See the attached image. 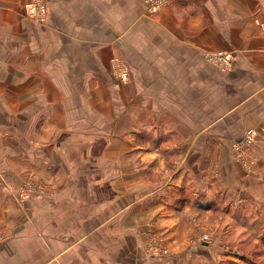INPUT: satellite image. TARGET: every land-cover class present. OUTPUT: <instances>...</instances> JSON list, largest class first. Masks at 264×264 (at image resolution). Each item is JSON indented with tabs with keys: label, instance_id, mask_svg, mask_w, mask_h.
<instances>
[{
	"label": "crops",
	"instance_id": "obj_1",
	"mask_svg": "<svg viewBox=\"0 0 264 264\" xmlns=\"http://www.w3.org/2000/svg\"><path fill=\"white\" fill-rule=\"evenodd\" d=\"M163 1L149 14L141 0H0V264H171L142 241L171 224L174 199L202 201L195 214L206 220L230 201L239 205L228 216L264 209V0ZM34 4L41 21L26 12ZM248 130L257 136L246 171L230 151ZM134 134L144 143H94ZM145 138L154 153L183 154L151 164L155 183L158 169H174L169 217L152 223L143 196L124 207V185L148 175ZM124 151L142 158L128 184L122 171L92 174L114 154L122 170ZM34 175L47 190L20 209L16 195Z\"/></svg>",
	"mask_w": 264,
	"mask_h": 264
},
{
	"label": "rangeland",
	"instance_id": "obj_2",
	"mask_svg": "<svg viewBox=\"0 0 264 264\" xmlns=\"http://www.w3.org/2000/svg\"><path fill=\"white\" fill-rule=\"evenodd\" d=\"M141 1L149 14L156 13L163 7V4H160L159 7L156 5L148 6L144 0ZM27 9L28 8H26L27 14L31 16ZM32 17L36 18L37 21L42 20L40 14H36ZM111 64L115 76L124 86V83L127 82V71L124 67V63L117 57L112 58ZM122 138H124V145L128 144V142L134 146L144 143L142 138L135 136V134L127 137H97L94 143L100 141V145L104 146L117 140L120 141ZM145 144L147 146L146 148L150 150L148 153L144 154V165L146 166L144 170L148 172V175L145 178V183L143 184L145 187L142 185L144 189L138 190L139 187H143L141 185L136 186V178L133 179L134 183L132 184L134 185L127 186L129 189L124 185V207L129 208L138 202L143 204V199H145V201H147L145 206L146 209H148V213H145L144 219H148L152 223L153 219L163 220L169 217L167 213H164L167 206L165 205V207L163 204H166L165 202L167 199H165V197L169 195L167 192L169 187V180L167 177L172 174L174 169H158L160 173L158 175L161 176V178L159 180L157 179L155 183L151 181L153 174L151 164H153L154 159L157 160L155 161L157 163L159 160L165 162H179L180 157H182L183 154H177L174 157V154L168 152H161L160 154L154 153L152 150L153 146L151 145L152 138H145ZM123 155L124 167L122 170L121 168H116L117 155L114 154L112 159L115 160H111L112 167L109 169L99 168V170H96L93 173V169H90V172L99 179L101 176H104L106 172L110 171H112L115 178L120 177L122 171L125 178L124 183L128 184L131 178L127 179V176H134L141 170L136 168V166L142 163V158H140V156L138 157L137 151L132 153L124 151ZM232 156L233 153L230 151V157L233 163L241 164V162H243L245 164L242 163L245 170H251L253 162L250 158V149L246 155H243L240 159L239 156L238 158H233ZM147 162H149V164H147ZM150 169L151 171H149ZM34 177L40 179L38 176L34 175ZM30 180L21 187L22 189L20 188V192L16 195L15 200L20 209H22V204L26 200H29L34 192H43L47 190L46 186L40 183V181H42L41 179L36 180L35 178H32V182ZM148 181L149 183H147ZM120 186L121 185H118L117 187L123 190V185ZM210 188H212L210 191L214 192L213 197H216L217 195L215 193L217 192L218 187L215 185L210 186ZM9 191L12 193L11 189ZM113 192L115 194L114 196L118 194L116 190H113ZM142 196L144 197L143 199ZM170 203L175 206V209L179 210L170 213L171 224L169 226L161 227L162 229L160 230H155L154 233H146L148 234V237L142 241L148 257L152 258L156 256L160 258L161 261L166 262L171 260V264H264V209L260 211V209L254 208L253 204H251L250 206L248 205L249 207H246L245 210H240L238 215L233 217L228 216L229 214H232V211H229L228 207H237L239 204L234 205L233 201L228 202L226 205L227 211L223 214L215 211L222 205L220 204V200H218L219 206H217L216 201H210L207 206L208 209L217 214H210L209 218L206 220V218L202 217L200 214H195V209L200 208V204L203 203L198 199L187 198L186 200L183 199V201H176L174 199V202ZM155 210L156 212L152 213V211ZM184 210H189V212H185ZM130 219L133 220L132 223L135 222L137 225L138 217ZM204 221L207 222L205 225L202 223ZM215 222L219 223L218 226H211L212 223L215 224ZM137 226H131L128 230L138 234ZM149 227H151V225L148 226L147 229ZM173 231L175 233H172ZM172 240L173 243L171 242V245H169L168 241ZM200 250L204 252L200 254Z\"/></svg>",
	"mask_w": 264,
	"mask_h": 264
},
{
	"label": "built area",
	"instance_id": "obj_3",
	"mask_svg": "<svg viewBox=\"0 0 264 264\" xmlns=\"http://www.w3.org/2000/svg\"><path fill=\"white\" fill-rule=\"evenodd\" d=\"M144 2L148 6L156 5L159 7L160 4H164L163 0H144ZM27 11L31 14V16H35L36 14H40L41 16L43 15L42 9L37 4L30 6ZM261 28L264 29V23L261 25ZM222 62L227 66L230 63V58L223 57ZM256 136L257 132L255 130H248L240 140L234 141L231 144V151L233 153L232 157L238 158L239 156L240 159L243 155H246Z\"/></svg>",
	"mask_w": 264,
	"mask_h": 264
}]
</instances>
